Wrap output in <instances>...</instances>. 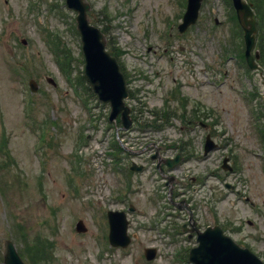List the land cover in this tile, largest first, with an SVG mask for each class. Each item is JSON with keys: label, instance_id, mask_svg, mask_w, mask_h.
I'll list each match as a JSON object with an SVG mask.
<instances>
[{"label": "rangeland", "instance_id": "1", "mask_svg": "<svg viewBox=\"0 0 264 264\" xmlns=\"http://www.w3.org/2000/svg\"><path fill=\"white\" fill-rule=\"evenodd\" d=\"M179 1L87 0L88 17L105 28L107 47L118 50L132 94L125 102L133 122L123 130L119 117L107 119L110 107L90 95L80 78L84 62L75 12L64 0H0V264L6 239L27 264H189L173 252L194 240L182 234L173 240L167 233L169 220L182 221L185 210L170 216L175 208L165 203L166 178L160 179L150 159L155 150L172 156L166 146L179 138L190 140L193 156L170 170L176 177L171 198L191 199L201 226L219 225L263 259L264 64L247 72L236 56H223L232 41L227 0H202L196 22L182 34ZM55 34L71 81L54 61L47 35ZM255 44L260 48L257 39ZM49 76L55 85L46 81ZM29 79L37 84L34 92ZM174 88L200 118L187 123L191 111L180 116L179 99L170 96ZM163 108L176 115L164 118L162 128L136 125ZM206 133L219 147L203 156ZM114 135L123 145L117 160L110 146ZM75 154L79 174L71 161ZM224 156L231 171L221 168ZM132 161L142 170L130 171ZM156 189L165 197L157 198ZM109 209L126 211L135 238L124 249L107 243ZM78 219L85 232L75 231ZM146 246L158 250L154 260L145 261Z\"/></svg>", "mask_w": 264, "mask_h": 264}, {"label": "water", "instance_id": "2", "mask_svg": "<svg viewBox=\"0 0 264 264\" xmlns=\"http://www.w3.org/2000/svg\"><path fill=\"white\" fill-rule=\"evenodd\" d=\"M232 1L237 12V18L245 33L247 64L250 67H256L253 56L250 55V50L254 45L253 33L255 31L252 10L242 0ZM188 2V10L181 29L189 23H193L201 1L188 0ZM66 5L78 12L76 15L77 29L83 41L82 48L86 62L84 73L89 84H91L94 93L96 92L101 100L110 101L112 106L110 119H113L122 110L123 127L127 128L131 119L128 117L129 108L123 105V97L127 96V94L117 61L103 50L105 41L99 30L88 25V18L86 17V10L89 8L88 4L84 0H66ZM254 55L256 58L259 56L257 52ZM33 89H35L34 86ZM213 146L214 144L208 137L205 143V151L210 150ZM136 168L140 169V167ZM108 219L110 222L109 240L111 243L121 246L127 245L130 240L126 235L127 220L124 213L117 211L108 212ZM76 230H85L82 221H78ZM197 237L199 243L192 249L189 257V260H193L196 264H264L249 249L239 247L230 237L222 235V230L219 226L207 227ZM4 246L3 264H24L20 256H18L12 241L6 240ZM144 251L146 259H152L156 254L154 248H146Z\"/></svg>", "mask_w": 264, "mask_h": 264}, {"label": "trees", "instance_id": "3", "mask_svg": "<svg viewBox=\"0 0 264 264\" xmlns=\"http://www.w3.org/2000/svg\"><path fill=\"white\" fill-rule=\"evenodd\" d=\"M251 1L254 4L255 10H257V15H258V18L260 21L259 28H260V30L263 31L264 30V0H251ZM260 38H261V35H260ZM262 38L264 39V34L262 35ZM260 45H261V43H260ZM262 50L263 49L261 48V51ZM262 55H263L262 58L264 60V50L262 52Z\"/></svg>", "mask_w": 264, "mask_h": 264}, {"label": "flooded vegetation", "instance_id": "4", "mask_svg": "<svg viewBox=\"0 0 264 264\" xmlns=\"http://www.w3.org/2000/svg\"><path fill=\"white\" fill-rule=\"evenodd\" d=\"M185 225H183L186 229H189V227L187 226V224L186 223H184ZM195 227H197L198 228V226H197V224H196V220H194V229H195ZM191 228H192V226H191Z\"/></svg>", "mask_w": 264, "mask_h": 264}]
</instances>
